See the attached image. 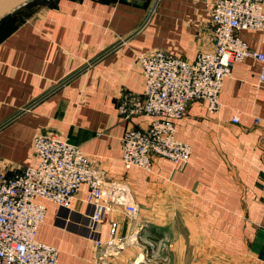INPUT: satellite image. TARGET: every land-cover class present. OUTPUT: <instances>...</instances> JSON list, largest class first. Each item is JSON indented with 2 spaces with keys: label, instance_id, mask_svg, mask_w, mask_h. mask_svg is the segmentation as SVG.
Wrapping results in <instances>:
<instances>
[{
  "label": "crops",
  "instance_id": "1",
  "mask_svg": "<svg viewBox=\"0 0 264 264\" xmlns=\"http://www.w3.org/2000/svg\"><path fill=\"white\" fill-rule=\"evenodd\" d=\"M216 1L33 0L0 21V173L35 165V136L54 133L97 157L109 186L132 194L138 208L132 217L106 200L109 211L97 223L87 185L68 208L41 200L47 213L37 239L60 250L59 264H108L110 254L120 264H143L144 252L130 244L153 234L162 260L173 264H264L257 60L233 66L220 111L197 101L178 121L177 138L192 147L184 168L156 158L148 173L121 162L125 131L148 126L145 117L125 122L117 111L122 95L143 92L139 56L163 50L192 62L212 52ZM241 35L264 53V32Z\"/></svg>",
  "mask_w": 264,
  "mask_h": 264
},
{
  "label": "built area",
  "instance_id": "2",
  "mask_svg": "<svg viewBox=\"0 0 264 264\" xmlns=\"http://www.w3.org/2000/svg\"><path fill=\"white\" fill-rule=\"evenodd\" d=\"M263 4L264 0L216 1L211 6L214 50L199 53L192 62L163 50L139 56L143 92L122 95L117 111L125 122L145 117L148 126L130 127L123 134L121 162L125 169L152 173L156 158L184 168L192 147L177 138V123L197 101L207 102L211 113L220 111L221 89L236 63L249 57L257 60L261 65L258 83L264 87V53L252 50L241 35L242 31L264 32ZM233 122L239 123L238 115ZM33 146L35 165L11 175L0 173V264H59L60 250L37 239L47 213L41 200L68 208L87 185L88 203L97 206L92 217L95 222L105 221L109 208L102 202L106 200L123 206L132 217L137 214L132 194L109 186L97 157L50 132L38 133ZM261 227L264 229V221ZM116 228L113 224L112 235Z\"/></svg>",
  "mask_w": 264,
  "mask_h": 264
},
{
  "label": "rangeland",
  "instance_id": "3",
  "mask_svg": "<svg viewBox=\"0 0 264 264\" xmlns=\"http://www.w3.org/2000/svg\"><path fill=\"white\" fill-rule=\"evenodd\" d=\"M164 241H165L164 243H167L166 240H164ZM130 245H131V247L137 246V248L140 249V252H141V250L144 252L145 258L143 259L144 262L142 261L143 264H173L171 262V260H168V259L166 261L162 260L163 256L161 255V253H159V239H155L154 234L149 235L148 237H144L143 240L139 239L138 242H135L134 244H130ZM138 252L136 253V256H137ZM168 252H171V251H168ZM128 254H129L128 256H131V258L133 256H135L134 251L129 252ZM117 257H119V256H117ZM164 257H166V255H164ZM113 259H114L113 254L108 255V257H107L108 264H120V261H118L117 259H115V260H113ZM131 261L134 264V261L133 260H131Z\"/></svg>",
  "mask_w": 264,
  "mask_h": 264
},
{
  "label": "water",
  "instance_id": "4",
  "mask_svg": "<svg viewBox=\"0 0 264 264\" xmlns=\"http://www.w3.org/2000/svg\"><path fill=\"white\" fill-rule=\"evenodd\" d=\"M33 0H0V21Z\"/></svg>",
  "mask_w": 264,
  "mask_h": 264
}]
</instances>
